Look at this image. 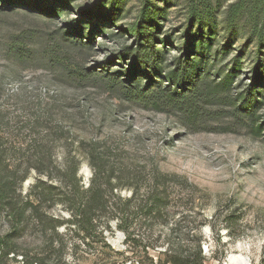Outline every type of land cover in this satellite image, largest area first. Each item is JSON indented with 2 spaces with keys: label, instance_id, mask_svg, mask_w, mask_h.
Here are the masks:
<instances>
[{
  "label": "trees",
  "instance_id": "obj_1",
  "mask_svg": "<svg viewBox=\"0 0 264 264\" xmlns=\"http://www.w3.org/2000/svg\"><path fill=\"white\" fill-rule=\"evenodd\" d=\"M5 1L0 9L10 2L26 3L51 16H67L62 41L77 48L93 42L96 32L104 37L119 38L126 34L130 38V45L115 55L120 67L115 70L110 66L114 58L106 60L99 70H90L52 54L48 56L69 80L95 81L119 98L145 109L172 113L189 126L202 122L210 106L224 105L230 119L249 128L254 135L262 134L264 114L259 112L264 105V90L260 89L264 84V0L230 2L224 12L221 37L218 17L226 0H187L179 49L170 58L168 43L159 34L165 14L157 0H138L133 21L124 26L117 25L126 12L125 0H97L87 6L76 3L79 13L71 19L65 6L76 0H51L50 8L45 6L46 0ZM241 24L248 26L247 41L251 39L255 47L253 77L249 85L234 92L243 49H237L228 69L216 70L214 61L219 54L229 55L236 27ZM29 45L28 40L17 36L5 44L13 75L0 76V217L7 223L0 232V264H9L17 256L22 264H49L55 246L59 248L62 244L57 231L60 226H65V233L75 236L77 242L95 245L96 264L127 262L128 256L114 250L105 240L103 232L110 221L116 222L127 240L132 239L130 225L137 222L146 221L151 230L162 229L156 235L158 245H153L159 255L148 257L146 250L147 259H142L141 264H207L201 247L200 230L204 223L181 229L187 210H169L173 200L180 196L171 193L161 178L156 177L145 189L140 183L120 185L119 178L107 173L104 156L91 152L88 164L93 174L84 188L77 178L78 162H68L69 151L56 164L54 144L67 145L69 132L62 119L56 117L62 112L59 100L48 95L49 90L41 93L26 84H19L10 94L6 90V78L18 79L21 65L33 61ZM10 103L17 110L12 116L8 112ZM81 146L77 142V148ZM32 172L36 180L23 192L21 185ZM54 172L59 174L58 180H54ZM123 189L129 190L127 197L115 193ZM59 204L68 214L65 219L48 212ZM232 216H227L228 220ZM33 226L44 237V247L26 246L25 233ZM21 240L26 245L21 246Z\"/></svg>",
  "mask_w": 264,
  "mask_h": 264
},
{
  "label": "rangeland",
  "instance_id": "obj_2",
  "mask_svg": "<svg viewBox=\"0 0 264 264\" xmlns=\"http://www.w3.org/2000/svg\"><path fill=\"white\" fill-rule=\"evenodd\" d=\"M96 1L76 0L66 5L68 18L79 13L76 3L87 6ZM233 1L226 0L219 11L220 37L225 9ZM46 2L47 8L52 7L51 0ZM186 2L157 0L165 14L159 34L168 43L169 58L179 49V36L186 22ZM4 4L6 1L0 0V6ZM125 4L126 12L117 26L130 24L137 12L138 0H125ZM66 17L42 13L26 3L10 2L8 7L0 9V76L13 75V65L5 51V44L12 37L28 40L34 55L31 63L21 65L18 79L6 78L8 94L19 84H26L41 93L49 90L48 95L55 96L61 104L62 112L58 111L56 117L62 119L69 132L67 145L54 144L56 164H60L64 152L69 151L68 162H78L77 178L84 188L93 174L88 164L91 152L104 156L107 173L119 178L120 185L140 183L145 189L156 177L161 178L171 193L182 198L173 200L169 210H187L181 229L204 223L200 230L201 247L207 264H264V130L259 136L252 134L249 128L230 119L224 105L210 106L202 122L189 126L172 113L145 109L119 98L95 81L69 80L48 56L52 54L73 66L90 70H99L106 60L114 58L110 66L115 70L120 68L115 55L122 47L130 45V38L126 34L119 38L104 37L96 32L93 42L77 48L62 41L67 29L63 25ZM241 25L236 27L229 55L219 54L214 61L216 70L228 69L237 49H243L234 92L249 85L253 77L255 47L251 39L247 41L248 26ZM260 89L264 90V84ZM10 104L8 112L12 116L17 110ZM259 114H264V105ZM71 142L75 143L71 145ZM77 142H81L80 149ZM53 176L58 180L57 172ZM35 180L36 174L32 172L22 183V191H27ZM54 184H58L57 181ZM115 193L127 197L129 190ZM48 212L59 216L60 220L68 216L60 204ZM229 215H233L231 220H228ZM6 226L5 219L0 217V232ZM57 231L62 244L59 248L54 245L49 264H96L94 244L85 246L77 242L75 236L65 233V226L58 227ZM130 231L132 239L127 240L116 222L110 221L103 232L114 250L128 256L129 260L121 264H141L142 259H147L146 250L148 257L159 255L153 245H158L156 235L162 229L151 230L150 224L142 221L130 225ZM24 240L20 241L21 246L44 247V237L37 227H30ZM74 243L76 245L72 246ZM18 260L20 256L8 263L22 264Z\"/></svg>",
  "mask_w": 264,
  "mask_h": 264
}]
</instances>
